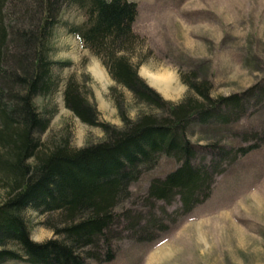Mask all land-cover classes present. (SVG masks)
Listing matches in <instances>:
<instances>
[{
	"label": "trees",
	"instance_id": "1",
	"mask_svg": "<svg viewBox=\"0 0 264 264\" xmlns=\"http://www.w3.org/2000/svg\"><path fill=\"white\" fill-rule=\"evenodd\" d=\"M65 6L76 7L84 16L79 25L66 24L67 30L100 59L117 85L151 109L130 119L115 97L123 125H110L99 120L79 83L68 78L64 106L82 123L104 132L102 140L78 148L67 139L43 144L41 135L54 108L39 107L35 101L57 91L58 69L70 64L51 56L52 37ZM137 14L134 0H0V264L112 262L115 238L125 231L137 240H151L166 231L209 196L224 163L256 146L210 143L204 147L215 148L217 161L196 163L203 146L190 140V127L238 119L247 100L264 101V85L213 97L211 81L192 71L181 75L188 88L184 98L165 100L131 61L140 38L133 29ZM162 155L178 165L151 178L138 197L146 211L125 206L132 197L130 185ZM175 201L178 207L168 210L166 205ZM29 209L57 214L56 220L45 221L53 232L50 239L31 238L25 217Z\"/></svg>",
	"mask_w": 264,
	"mask_h": 264
},
{
	"label": "rangeland",
	"instance_id": "2",
	"mask_svg": "<svg viewBox=\"0 0 264 264\" xmlns=\"http://www.w3.org/2000/svg\"><path fill=\"white\" fill-rule=\"evenodd\" d=\"M134 1L138 14L133 29L140 38L131 50V61L165 100L179 102L184 98L188 88L181 75L192 71L211 81L213 97L264 85V0ZM60 18L62 23L52 37L51 56L70 64L58 69L61 81L57 91L35 101L39 107L54 108L49 127L41 135L43 144L48 147L67 139L78 148L102 140L104 132L99 126L82 123L64 106L62 92L68 78L79 83L96 107L99 120L110 125H123L115 97L122 100L121 110L130 119L151 109L117 85L100 59L67 30L66 24L82 23L81 11L65 6ZM94 65L105 72L104 82L93 75ZM152 74H167L174 81V90L164 92L149 78ZM245 108L236 120L194 124L189 129L190 140L203 146L197 151L196 163L217 161L215 148L204 147L210 143L256 145L224 163V169L214 176L209 196L151 240H137L124 231L114 240L112 262L90 264H264V101L257 103L250 98ZM177 165L173 158L160 156L130 185L132 197L124 205L145 212L138 197L152 177L163 176ZM178 205L175 201L166 208L173 210ZM56 215L27 210L31 238L38 242L50 239L53 232L45 221L56 220ZM2 264L32 263L9 260Z\"/></svg>",
	"mask_w": 264,
	"mask_h": 264
},
{
	"label": "bare ground",
	"instance_id": "3",
	"mask_svg": "<svg viewBox=\"0 0 264 264\" xmlns=\"http://www.w3.org/2000/svg\"><path fill=\"white\" fill-rule=\"evenodd\" d=\"M92 73L97 79L105 81V72L98 65L93 66ZM149 78L167 94H170L174 90V81L167 74H152L149 75Z\"/></svg>",
	"mask_w": 264,
	"mask_h": 264
}]
</instances>
